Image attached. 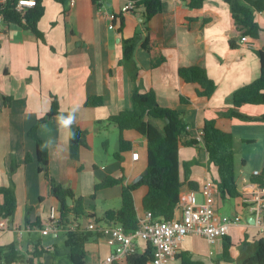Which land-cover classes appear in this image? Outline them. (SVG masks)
<instances>
[{"label": "crops", "instance_id": "0c3cea01", "mask_svg": "<svg viewBox=\"0 0 264 264\" xmlns=\"http://www.w3.org/2000/svg\"><path fill=\"white\" fill-rule=\"evenodd\" d=\"M41 4L45 12L38 27L44 40L30 29L7 22L0 25V187L13 183L18 204L14 221L9 220L7 228L0 229V245L16 244L28 257L37 247L43 248V256L36 259L38 264H73L65 232L47 234L37 226H30L38 222L44 226L58 202L45 172L40 170L38 146L29 132L50 112L56 96L65 122L52 117L39 127L38 133L49 148V167L55 178L84 198L87 214L81 220L86 224L89 214L99 217L100 200L106 205L103 215L122 207V186L96 192L97 183L108 176H125L127 184L134 183L147 170V139L135 130L124 132L132 149L124 152L120 160L115 157L118 152L113 159L109 151L103 157L96 148L103 144L102 138L107 133L116 132L113 128L119 130L117 125L104 121L133 107V92L138 86L142 93L153 90L162 107L183 113L190 127L184 142L195 139L206 120H215L219 128L233 133L236 178L242 196L223 199L215 188L214 206L222 215L226 201L235 199L233 206L229 203L233 212L223 215L240 214L243 220L231 227L226 239L216 244H209L201 236L187 235L180 250L190 252L194 259L205 264H239L245 235L250 240L264 237V227L250 221L254 216L245 203L259 187H264L252 181L254 174L264 172V123L245 122L220 113L232 107L230 98L237 89L260 77L261 61L255 49L264 45V36L259 39L247 36L249 40L243 42L244 36L234 25L229 5L220 0H210L201 9H192L186 0H166L165 10L148 25L157 35L166 61L151 68L150 54L143 47L146 18L142 7L124 14L125 25L120 33L118 27H111L114 21L109 16L123 14L125 0H76L75 5L70 0H42ZM257 19L264 26V12ZM136 34L140 35L134 57L139 67L137 84L120 64L123 38ZM190 66L207 69L218 85L213 96L200 97L201 86L180 77L179 69ZM92 96H102L105 105L87 107L86 102ZM182 97L189 99V103L182 102ZM241 111L259 117L264 115V105L246 104ZM156 124L164 127L161 120ZM78 129L88 132V147L73 141ZM247 144L252 147L248 148ZM135 152L140 155L138 159L133 157ZM28 155L31 162L26 160ZM187 162L192 163L191 180L200 188L181 192L176 218L182 217L191 195L203 202L202 189L207 184L214 186L213 182L219 179V170L211 163L204 145L180 146L183 180ZM13 166L17 167L11 175ZM147 193V186L135 191L139 217L147 212L143 205ZM111 202L116 204L112 206ZM227 239L231 242L229 252L234 262L225 258ZM148 247L149 243L139 242V253ZM86 250L87 264H102L113 248L102 239H91ZM168 264H181V260L175 256Z\"/></svg>", "mask_w": 264, "mask_h": 264}, {"label": "trees", "instance_id": "16d2710c", "mask_svg": "<svg viewBox=\"0 0 264 264\" xmlns=\"http://www.w3.org/2000/svg\"><path fill=\"white\" fill-rule=\"evenodd\" d=\"M18 0H6L0 2V15L4 17L5 22L15 24L26 29L32 30L37 37L45 39L43 32L38 24L44 15L45 9L41 4L42 0H37V5L29 8L23 15L16 10ZM96 2L99 0H95ZM134 1L136 9L143 8L145 15V32L143 47L150 54L151 68L161 66L166 57L158 46V37L148 26L150 21L162 13L166 8V0H125V2ZM192 9H201L206 2L210 0H186ZM229 5L234 25L239 29L243 36L253 39H259L264 36V26L258 21L257 15L264 12V0H220ZM134 9V10H136ZM133 10V11H134ZM114 25L118 27L120 33L123 32L125 25L124 14L118 15L114 20ZM139 34L134 37L123 38V58L120 61L129 71L132 79L137 84L139 67L135 62V51L137 48ZM232 47H236L231 42ZM261 61L260 77L239 89L231 96L232 107L221 116L235 118L245 122H262L264 115L259 117L249 116L241 111L243 105H264V45L255 49ZM180 77L188 83H196L201 86L198 91L200 97L213 96L217 90V83L212 79L206 68L202 66L181 67L179 69ZM182 102L189 103V99L182 97ZM105 105L102 96H92L87 102V107H101ZM58 117L61 123L65 119L60 111V103L56 96H53L52 107L49 113L40 118L36 125L30 130L29 136L35 140L38 146V160L41 163L40 170L45 172L46 177L53 190L54 197L57 199V208L65 224L72 218L78 219L87 214L84 198L77 196L75 191L68 186L61 184L53 175L50 169L49 148L45 141L39 135V127L46 123L50 118ZM164 122V127L160 128L156 121ZM104 122L115 124L120 131V150L115 154L117 159H121L124 152L132 149V143L124 138L126 130H135L147 139L148 144V174L138 183H126L125 176H108L95 186V191L122 186V207L106 211L103 217H96L89 214V217L97 218L100 222L121 224L128 232L138 229L140 225L139 213L135 201V191L141 186L148 187V193L144 198L143 205L146 211H150L156 220H172L176 218V212L181 202V192L183 190H198L199 185L191 180L192 163H186L185 179L181 177L180 164V146L199 145L196 139L184 142L188 135V124L184 119L183 113L170 108L162 107L157 99L156 93L151 90L142 93L138 86L133 92V107L125 109L120 113L111 116ZM99 121L98 123H104ZM204 146L207 149L209 159L219 170V179L213 182L214 187L223 199L238 198L242 193L238 189L236 178V154L235 138L233 133L222 130L217 126L215 120H206L203 127ZM73 141L82 146L88 147V132L78 129L73 134ZM27 162L32 161L31 155L27 156ZM17 166L11 169V175L15 172ZM252 181L264 186V172L256 173L252 176ZM17 194L13 183L9 186L0 187V218L14 221L17 211ZM30 226L42 228L40 222ZM227 237V236H226ZM225 237V239H226ZM98 235L93 232H69L66 243L71 249L73 264H87L86 243L91 239H98ZM243 255L239 264H264V237L250 240L248 234L242 242ZM231 242L227 239L224 246L225 258L234 262L230 256ZM45 250L37 247L28 257L19 250L16 244L0 245V264H16L28 262L29 264H38ZM154 248L149 243V247L144 253H136L127 259V264H149L154 259ZM177 258L181 264H205L202 261L193 258L188 251H181Z\"/></svg>", "mask_w": 264, "mask_h": 264}, {"label": "built area", "instance_id": "2783aa9c", "mask_svg": "<svg viewBox=\"0 0 264 264\" xmlns=\"http://www.w3.org/2000/svg\"><path fill=\"white\" fill-rule=\"evenodd\" d=\"M75 5L76 0H70ZM37 5V0H18L16 10L23 15L29 8ZM136 8L134 1L126 2L122 13H128ZM117 14H111L109 19L114 21ZM4 17L0 15V25L4 23ZM112 28L116 26L111 24ZM249 38L244 36L243 42ZM190 130V127L187 128ZM203 129L197 132L195 139L204 145ZM139 153H133L135 159ZM203 202H198L193 194L189 202L184 206L181 218L172 220H156L152 212L147 211L143 217H139L140 225L137 230L128 232L121 224L100 222L96 218L89 217L86 224L81 218L74 219L65 224L57 207H52L48 222L40 228L47 234L55 232H86L90 231L98 235V239L106 241L113 251L105 258L102 264H121L127 262L129 256L139 252V242L150 243L154 248L152 264H168L169 260L181 252V244L187 235H196L205 238L209 244H216L224 239L232 226L240 224L243 217L240 214L221 215L215 209V187L207 184L202 189ZM249 204V210L256 218L257 225L264 227V187L245 199ZM8 219L0 218V229H6Z\"/></svg>", "mask_w": 264, "mask_h": 264}, {"label": "rangeland", "instance_id": "374dc122", "mask_svg": "<svg viewBox=\"0 0 264 264\" xmlns=\"http://www.w3.org/2000/svg\"><path fill=\"white\" fill-rule=\"evenodd\" d=\"M114 126V124L112 125ZM114 131H116L115 133H113V131L109 132L106 134L105 137L102 138V140L104 141L103 144H98L96 145V148H97V152L98 154L102 155L103 157L105 153V151H109L110 155H112L113 159H114V154L116 152H119V141H120V132L119 130H115V128H113ZM106 131V130H105ZM249 144H247V147L248 148H251L252 146H248ZM240 154H242L241 151H239V156ZM245 154H248V151H245ZM229 203L233 204L235 203V199H233L231 202L230 201H226V207L224 209L221 210L222 212V215L223 214H231L233 212V209L232 207L229 205ZM112 206H114L116 203H112ZM106 205L104 204V202H102V200H100L99 202V209H97V215L99 217H103V210H105V207ZM83 221L85 222L86 219L84 218ZM104 222V221H103Z\"/></svg>", "mask_w": 264, "mask_h": 264}, {"label": "water", "instance_id": "95a60500", "mask_svg": "<svg viewBox=\"0 0 264 264\" xmlns=\"http://www.w3.org/2000/svg\"><path fill=\"white\" fill-rule=\"evenodd\" d=\"M146 174H148V170H146L137 179H135L134 180V183H138L139 181H141L145 177ZM250 221H252L253 223H256V218L255 217H252V218H250Z\"/></svg>", "mask_w": 264, "mask_h": 264}]
</instances>
